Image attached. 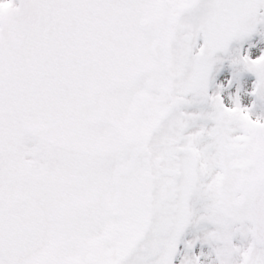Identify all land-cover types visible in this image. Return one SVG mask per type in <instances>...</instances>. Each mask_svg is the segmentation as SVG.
I'll list each match as a JSON object with an SVG mask.
<instances>
[{
  "label": "snow or ice",
  "instance_id": "6c2138e0",
  "mask_svg": "<svg viewBox=\"0 0 264 264\" xmlns=\"http://www.w3.org/2000/svg\"><path fill=\"white\" fill-rule=\"evenodd\" d=\"M0 264H264V0H0Z\"/></svg>",
  "mask_w": 264,
  "mask_h": 264
}]
</instances>
